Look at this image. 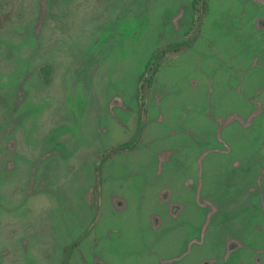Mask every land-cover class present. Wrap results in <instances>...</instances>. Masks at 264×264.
<instances>
[{
    "label": "rangeland",
    "instance_id": "obj_1",
    "mask_svg": "<svg viewBox=\"0 0 264 264\" xmlns=\"http://www.w3.org/2000/svg\"><path fill=\"white\" fill-rule=\"evenodd\" d=\"M192 3L0 0V264H264V0Z\"/></svg>",
    "mask_w": 264,
    "mask_h": 264
},
{
    "label": "trees",
    "instance_id": "obj_2",
    "mask_svg": "<svg viewBox=\"0 0 264 264\" xmlns=\"http://www.w3.org/2000/svg\"><path fill=\"white\" fill-rule=\"evenodd\" d=\"M192 6H193V9L199 13L197 18H196V21H200L202 19L203 15L208 10V0H193ZM189 45L190 44H188L185 47H188ZM185 47L184 46L183 47H177V48L173 49L172 51L177 53L179 50L184 49ZM169 51L170 50H162V51L154 52L152 54L151 58L148 60L146 66H145L144 74H143L142 78L140 79V87H139L140 105H142V100H143L142 93H143L144 89L153 84V80L159 71L160 63L158 62V60L160 58V54H162V53L166 54ZM97 169H98V166H97ZM98 170H96V171H98Z\"/></svg>",
    "mask_w": 264,
    "mask_h": 264
}]
</instances>
